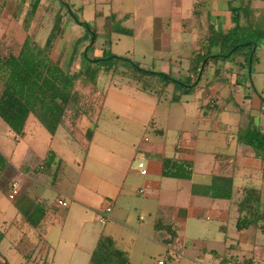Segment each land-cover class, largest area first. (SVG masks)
Returning <instances> with one entry per match:
<instances>
[{
  "label": "rangeland",
  "instance_id": "rangeland-1",
  "mask_svg": "<svg viewBox=\"0 0 264 264\" xmlns=\"http://www.w3.org/2000/svg\"><path fill=\"white\" fill-rule=\"evenodd\" d=\"M4 1L6 2V4L4 3ZM50 1L51 0H41V4L36 14L33 16L32 21L28 22L27 19L30 12L29 6L24 8L21 7L20 9L19 0H0V36L6 38L12 35L14 37L15 43H17V41H22L21 39L23 37L25 38V36L28 35L32 41L34 40L36 43L42 46L52 26L53 14H55L58 10L53 9L49 12L45 11ZM61 1L68 4L72 14L78 21L87 23L90 27V30L94 29V33L96 34V36H98V41L96 44L97 48L95 49L96 55L99 54L102 49H104L105 51H109V53L107 52V54H110L114 57L128 58L138 63V65L142 68L161 72L164 71L165 73L168 69H160L161 67L157 68V64H155V66L153 65L154 61H162L164 63L170 61L171 63L168 64H170L172 70L175 72L174 77H176V79H178V75H184L182 72H180L179 69L183 66L184 61L185 63L187 62L190 54L197 49L196 48L190 50V48L192 49V47L196 45V40H198L197 46L202 47L206 38H204V35L199 37L195 36V40L193 38L194 41L192 46V37H188L186 33H178L177 31H181V27L175 28L174 26L168 32L166 38L158 36L152 39L153 34H157V31L153 32L152 36H147L149 34H147L148 30L146 29H136V32H134L132 38L127 36L117 37L108 34L106 37H103V34H105L104 31H106L104 28L105 18L110 13L116 14L117 20L119 19L118 17L124 15L123 13H131L132 16L129 21L124 22L125 18L123 19L122 26L124 27H139L142 26V23H146L151 28H153L154 25H158L156 16L159 18L171 16L170 10L173 7H169L168 5L173 0H101L102 3H97L100 0ZM183 1L185 5L195 1L202 2L203 0ZM201 2L199 4H201ZM137 5L142 6L141 10L139 9V7L136 8ZM235 6H238V4L235 3ZM201 8L202 5H198V9ZM253 8H256V10L259 12L258 16L263 15L261 13L264 12V0H255ZM64 10L66 9L64 8ZM129 10L130 12H128ZM5 13H7V15L11 14L13 16V19L6 21L7 18L4 17ZM183 13L184 14L182 18H187L189 16V14H187L189 13L187 6L183 7ZM15 16H18L19 18L17 17L15 19ZM198 19L200 18H196V20ZM164 23V19H162L161 24ZM187 24L189 23L183 22L182 27H184V29L182 30L190 28L191 25ZM193 25L194 28L197 27V29L195 30H198L194 31V34H199V32H202V30H199L198 26H204L205 21L195 22V24ZM61 28L63 29V35L56 41V45L51 48L48 56L54 61H56L57 59L60 60V63H62L64 69L74 71L78 68V65H68L70 49L72 48L75 39L78 38L81 34H84L85 30L72 21V15L70 14L63 16ZM89 35H91V33H89ZM152 44H154V46ZM85 45L86 42L79 46L76 55H78V53H80L84 49ZM0 46L1 56H5L8 54L7 48H9V50L11 51H15L16 47H18V45L12 46L10 43V39L8 38L6 43L0 44ZM93 51L94 50L89 49L88 55L91 56V53ZM260 58H262V62L260 63L259 67H257V69L255 67L252 69V71L250 69V75L248 70H246V74L243 71V77H245V80H249L252 84V92L254 94L253 102L254 100L256 101V99H258L256 94L257 92L259 94L264 93V74L259 72L264 71V53L261 54ZM178 61L181 62V64H179ZM121 66L124 65L120 63L118 67ZM120 70H122V67ZM235 72H237L236 69ZM238 73H240V71H238ZM179 78L184 79V77ZM115 79L118 80L117 83L119 84L120 82L126 81L120 79L119 77H115ZM96 83L98 84V88H95L94 84H84L81 82H77L75 87L80 94V111L77 114V116H79L77 120L78 130L74 134V149L68 144L69 150H64L67 153V157L72 156V159L74 161H77V163H74L73 173L78 171L79 167L81 166L80 163H78L80 162L78 160L81 158V154L73 155L72 153H80L79 146H81L82 143L84 144L85 142L89 141L85 138L84 130L87 127H92L93 116L96 113V111H90L89 107L91 104L98 105L100 103L101 97L106 87L108 86V82L105 81L103 75H100L97 78ZM132 84H134V82ZM217 86L218 85H216L215 87ZM111 89L112 87L107 94L108 98L107 102H105L106 108L101 113V116L98 120L99 122L97 123V130H99V132L103 134V136L108 135L107 138L109 140H111L109 136H115L117 138V141L120 140L121 143L127 142V140H129V142H138L142 138L148 139V141L150 142L159 141V136L154 135L150 128L146 129L145 125L147 122H151L154 126H157L158 129L160 128L161 130H168V139H172L175 136V132H173L175 131V129L184 127V129L190 128L194 131L198 125H202L201 123H204L203 121L199 123L198 118L193 116L192 110V107L196 108L194 100L201 98L202 96L201 93H198L200 91H194L193 93L183 96L182 99L186 100V102L181 104L170 102L171 97L169 96L171 95L169 94L167 99H159L152 95L150 97L149 95L142 94L134 89H128L126 88V86L124 87V89L121 88L122 90L119 89L118 91ZM116 89H118V87H116ZM169 90L167 91L169 92ZM205 95L202 98V102L206 99ZM139 98L141 99L139 100ZM93 100L95 101V103ZM128 104L129 106H127ZM183 104L187 105L185 106ZM228 107L235 112L233 118H228L230 119V123L234 124L235 121L237 122L238 120H240L239 112L241 108L240 106L236 107L234 105H230ZM82 112H86V116H81ZM67 114V116H69V114L73 115L72 112H68ZM87 120L92 122V124L90 125ZM67 125L69 124L64 121V124H62L57 131V134L52 143V148H54L55 150L57 149V147L60 149L65 147V144L67 142V134L65 128L67 127ZM26 132V138L14 141V135L11 134V132L8 130L7 125L4 124L0 119V153L8 161L7 171L1 174L0 177V211L2 213V216H0V231L4 234V238L0 243V264H21L23 256L25 254L27 255L30 249L28 243L22 242L26 240L24 239V236L27 235V239L29 240L28 242L30 243V245H32L31 242H35L34 240H32V236L28 235L27 233L24 234L21 232V229L23 228L18 227L16 224L19 222V220H17V222L12 221L15 215V210L12 206L15 199L9 200L8 194L11 193V188H8L7 186L9 183L16 184L18 191H20L19 189H23L25 179H23L24 176L22 177V175H20V171L22 170V168L24 166L31 167V169L33 167H37L45 158L48 148L49 133L43 128L42 125L38 124L37 121L33 119H31V121L29 122ZM201 135L202 134L199 133V138L201 137ZM109 140L107 142H109ZM107 142L106 140L101 141V144L108 146V149H115L113 148L114 145H109L107 144ZM202 142L203 141L198 144V149H202L204 145L202 144ZM28 146L32 149L31 151L34 152V155H32L30 151L27 155ZM52 148L50 147V149ZM135 161L138 162L137 158ZM135 161L132 162L131 167H129L130 161H125L123 167L124 174H127L128 169H130L132 172L137 171V162ZM100 170L99 174L101 173ZM70 174L71 172L67 173L69 177ZM86 177H90V175H86ZM129 177H131V175H129ZM70 182L71 179H69L67 186H70ZM235 183H239V181L236 180ZM49 194V192L46 194L47 198L49 199L48 202L52 200L54 193L50 194L51 199L50 196H48ZM120 198V204H122L123 211L116 210V208L118 207V203L116 202V207L112 213H109V217L116 213L119 218H123L124 212H126L124 210L128 209L130 226L136 227L138 225V222H140L139 218H142L144 220L139 224L148 226L152 222L151 216H147L146 214L149 207L144 206L145 200H143L141 197H134V195L130 191V188H128V184L126 183L121 190ZM180 198H182L181 202L183 203V196H181ZM103 201L107 205L112 203L111 200L102 199V202ZM54 211L52 210L50 221L51 224H48L46 237V242L50 246V250L48 252L49 263L52 264L53 262V264H69L70 261V264H85L83 258L90 254L92 251L91 243L87 244L85 238L92 233L101 231L103 227H101L100 224L96 221L94 214H92L90 210H84L71 201L69 202L68 209L58 207V209ZM235 226L236 220L232 217L227 222V234L229 235L230 239L227 240V243L224 247H218L217 245L210 244L209 242V240L211 239H218L219 235H221L214 229L215 224L212 225L206 222L203 223L192 221L188 225V235H191V237L200 238L198 239V241L200 242L198 243L199 246L196 245V247L198 246L202 250H210L213 248V246L216 247L215 251H218L216 252V254L219 255L218 257L216 256L218 260L215 259L216 257L211 254H207L205 256V259L197 256L198 251L195 247V249L190 248L187 249L186 252H184V255L186 257L177 254V260H179L178 264H212L214 261V264H243L247 261L252 262V264H264V245L262 246V244H258V246H255V240L254 242H252L250 238L243 239V244L239 243L238 241H240L242 237L240 236V233L238 234V231H236ZM247 232L249 234H253L254 236L256 234L254 229H249V231ZM202 233H204L205 236L207 234V237L209 239L207 243H203L206 242L204 241V239L206 238L202 237ZM257 236H260L258 232ZM142 245L145 251H149V253H151L153 258L144 260L140 252V261H138L137 259H133L132 264H153L154 259L158 260L163 258L164 251L159 245L149 246V249L145 248L144 243H142ZM12 254L14 255V259L11 258ZM29 260L30 259L26 261L27 264H34L35 259H33V261Z\"/></svg>",
  "mask_w": 264,
  "mask_h": 264
},
{
  "label": "crops",
  "instance_id": "crops-1",
  "mask_svg": "<svg viewBox=\"0 0 264 264\" xmlns=\"http://www.w3.org/2000/svg\"><path fill=\"white\" fill-rule=\"evenodd\" d=\"M200 2L201 1H195L184 5L183 0H173L168 5L169 7H173L170 10L171 16H165V18H159L156 16L158 25H154L153 28H151L146 23H142V26L139 27L133 26L132 28H126L131 29L133 34L136 32V29H146L148 30L147 34H149L147 36H152L153 32L157 31V34H153L152 39H154L158 36L166 38L168 32L173 26L175 28L181 27V31L177 32H180L181 34L186 33L188 37H192V46L195 36L199 37L205 35L210 25L214 27L215 30L217 28L221 29L223 33L230 30L231 21L230 12L228 10V0H203L200 4L202 5V8L196 9V6ZM4 3L6 4L5 1ZM97 3L102 2L100 0ZM235 3L238 4L237 1ZM184 6L188 7L189 13L187 14H189V16L187 18H182L184 14ZM137 7H139L141 10L142 6L137 5L136 8ZM128 12H130V10ZM195 12H197V14ZM123 14L124 15L118 18L122 19L125 16L126 20L124 22H127L129 19H131V13ZM4 17L7 19L13 18L11 14L7 15V13L4 14ZM196 18L200 19L196 20ZM162 19H164V24H161ZM199 21H205V25L201 26L202 28L198 26L199 30H202V32H199V34H194V31L198 30H195L197 27L194 28L193 24ZM183 22H188L189 24L187 25H191L190 28L182 30L184 29V27H182ZM197 42L198 40H196L195 46H191L192 49L190 48V50L199 48L197 46ZM152 45L154 46V44ZM261 52V54L264 53V51ZM155 62L156 61H154L153 64L154 66L157 64V68H167L168 70L166 73H169L174 77L175 72L172 70L170 64H168L171 63L170 61L167 63L162 61ZM261 62L262 58H260V60H258V62L251 67V71L254 67L257 69ZM179 64H181V62H179ZM227 67H229V65H227ZM184 69H187V62L185 63V61L183 62V66L179 69L184 75H178L177 77H184L186 75V70ZM236 71L237 72L235 73L237 74V77L231 78L232 80L230 79L231 82L229 85L216 83L210 88V90H208L207 93H203L201 98L194 100L196 108L192 107L193 116L198 118L199 123L202 121L204 122L201 123L202 125H198L194 131L190 128L184 129V127H181L173 131L175 132V136L172 139H168V130H161V133L159 134V141L145 142V138H142L138 142H129V140H127V142L121 143L119 139V141H117L115 136H109L111 140L107 138L108 135L103 136V134L97 130L98 124H96L97 127L94 130L91 141L85 142L84 144L82 143L81 146H79L80 153H72L73 155L81 154V158L78 160L80 161L78 163H80L81 166L79 167L78 171L74 173V163H77V161H74L72 156L67 157V153L64 150H69L68 144L74 149V134L78 130L77 121L75 128L71 127L70 125H67L65 128L68 143L66 142L65 147L62 149L57 147L55 150L52 148L54 138L61 126L58 127L53 136L48 134V148L45 158L50 152L54 155L55 162H59L57 174L53 177L52 172L51 174L40 172V169L38 168L44 162L45 158L41 164H39L37 167H33L32 169L31 167L24 166L20 171V175H22V177L24 176L23 179H25V183L23 185V189H19L20 191H18V196H26L28 199L34 201L37 204L39 203L44 208L45 215L43 221L41 222V234L45 240L47 237L48 224H51L50 221L52 210L54 211L57 210L58 207H61L57 204L58 200L66 201V209H68L69 202L71 201L84 210H90L98 222V216L107 206L111 208L112 213L116 207V204L118 203L116 210L123 211L122 204H120V197L121 190L126 183L128 184V188H130V191L134 197H141L143 200H145L144 206L149 207L146 214L147 216H151L152 222L148 226L139 224L140 222L144 221L142 218H139L140 222H138L136 227H133L130 226L129 223L128 209L124 210L126 212H124L123 218H119V216L114 213L108 217L104 224L98 222L100 226L103 227L101 231L92 233L85 238L87 244L91 243L92 251L98 238L104 235L112 238L116 244V247L126 253L130 264H132L133 259L140 261V252L144 260L153 258L149 251H145L142 243H144L145 248L147 249H149V246L159 245L164 251L163 256L166 252H168V254L172 257V264H178L179 260H177V254L186 257L184 252L190 248L195 249L196 245L200 243L198 241L200 238L191 237V235H188L187 233L188 225L192 221L203 223L206 222L212 225L215 224L214 229L221 235H219L218 239L214 238L209 240L207 234L205 236L204 233H202V237L206 238L204 239L206 242L203 243H207L209 240L210 244H215L218 247H224L227 243V240L230 239L229 235L227 234V222L232 217L236 220L238 216L237 203L242 197L243 188H254L260 194L261 204L259 209L260 211H264V179L261 175L260 161L254 157V153L249 147L237 144L235 141L231 140L238 127L243 128L249 122H254L255 124L264 127V102H262V100H264V93L259 94L257 92L256 94L258 99H256V101L254 100L253 102L254 94L252 92L253 90L251 82L249 80H245V77H243V71H240V73H238L239 70ZM259 72L264 74V71ZM236 83L239 85H235ZM216 85L218 86L215 87ZM126 88L132 89L129 87ZM122 89H124V87H122ZM111 90L118 91L119 89L112 87ZM167 90H169V92L167 91L168 94L172 93V91L174 92V88L171 85L167 87ZM109 91L110 89L108 90L107 94ZM142 94L149 95L151 97V94ZM215 94H218L224 98L231 97L233 100L228 103L222 112L220 111L221 113L217 115H209L206 113L204 106ZM204 95L206 99L202 102ZM107 96L105 102H107ZM140 99L141 98H139V100ZM184 102H186V100L181 98L179 103L182 104ZM183 105L186 106L187 104ZM230 105H234L236 107L240 106L241 108L239 112L240 120L237 122L235 121L234 124L230 123V119H228L233 118L235 113L234 110H231L228 107ZM127 106H129V104ZM105 108L106 107L104 103L103 110ZM31 119L37 121L32 115H29L23 128L22 137L14 136V141L22 140L27 137L26 130ZM98 120L97 123L99 122ZM87 121L90 123V125L92 124V122L89 120ZM37 123L40 124L38 121ZM148 123L149 122L146 123L145 127ZM87 129L88 127L84 130V132ZM199 133L202 134L200 138ZM98 140H106V142L109 140L107 144L114 145L113 148L115 149H108V146L101 144V141ZM201 141H203L202 144L204 145L202 149H198V144ZM50 147L52 149H50ZM27 149V155L29 151L32 155H34V152L31 151L32 149L29 146ZM1 156L4 159L3 161L5 166L0 173V177L1 174L7 171L8 168L7 159H5L2 154ZM136 158L138 161H143L145 163L147 167V174L145 176H141L138 173L137 168V171L134 172L128 169L127 174H124L123 167L125 161H130L131 163L129 162V167H131L132 162H134ZM163 159L189 163L191 167V174L189 175V178L182 180L163 177ZM55 168L56 166L53 165L52 171ZM99 170L101 172L100 174ZM68 172H71L70 177L67 175ZM86 175H90L91 178L86 177ZM129 175H131V177H129ZM214 177L232 179L233 195L231 200L204 197L200 195V190L198 194V187L209 186L212 182V178ZM69 179H71L70 186H67ZM236 180H238L239 183H235ZM11 185L12 184L9 183L7 185L8 188H11ZM194 187L195 190H193ZM228 189L229 188L227 187L226 191H228ZM222 190V193H225L224 184H222ZM48 192L50 194L54 193L52 200L50 201L51 203L48 202L49 199L46 195ZM50 194L48 196H50L51 199ZM181 196L184 198L183 203L181 202ZM102 199L111 200L112 203L107 205L104 203V201L102 202ZM13 208L15 210V215L12 221H17L19 219L16 216L17 210L14 206ZM0 216H2L1 211ZM157 220H161L164 224H170L175 230L176 239L172 245H164L163 241L168 238V235L165 231L154 230L153 225ZM262 225L264 226V223H262ZM247 231L249 230L238 232V234L240 233V236L242 237L241 240L238 241L239 243H242L243 239L245 238H250L252 242L255 240V246H258V244H262V246L264 245V237L261 235L259 230H255V236L253 234H249ZM257 232L260 236H257ZM198 246L196 247L198 251L197 256L202 257L203 259L206 258L205 256L207 254H211L214 257L219 256L216 254L218 251H215L216 247L214 246L210 250H202ZM91 253L83 258L85 264H90L89 258ZM217 257L215 259L218 260ZM11 258L14 259L13 254L11 255ZM155 261L156 260L154 259L153 264H157ZM214 262L212 264H214Z\"/></svg>",
  "mask_w": 264,
  "mask_h": 264
},
{
  "label": "trees",
  "instance_id": "trees-1",
  "mask_svg": "<svg viewBox=\"0 0 264 264\" xmlns=\"http://www.w3.org/2000/svg\"><path fill=\"white\" fill-rule=\"evenodd\" d=\"M236 1L238 6L234 5ZM19 4L20 9L29 6L30 12L27 21L30 22L36 14L41 0H19ZM198 5L196 9H198ZM53 9L58 10L53 14L52 26L42 46L34 40L32 41L28 35L17 43H15L12 35L6 38L0 36V44H5L8 38L12 46L18 45L15 51L7 48L8 54L5 56H1L0 52V119L8 126L14 136L22 137L23 128L29 115H32L50 136L55 134L58 127L64 124V121L75 128V122L79 117L77 114L80 111V94L75 88L77 82L94 84V87L98 88L96 80L100 75H103L105 81L108 82L100 103L98 101V105L91 104L89 107L90 111L97 112L95 113L96 116L94 114L92 127L85 131V138L90 142L97 127V120L103 111L107 92L111 87L121 89L126 86L142 93L151 94L159 99H167V87L173 85L174 92L169 94L171 95L169 96L171 97L170 102L179 103L183 96L194 91H200L203 95L216 83L229 85L231 78L237 77L235 69L244 72L248 70L250 74L251 67L260 59L261 51H264V12L261 13L263 15L258 16L259 12L253 8V0H228L230 30L223 33L221 29L215 30L210 25L204 35V38L206 37L204 45L194 50L187 60L184 79L179 77L176 79L169 73L142 68L138 63L128 58H117L107 54L109 51L104 49L96 55L98 36L94 33V29L90 30L87 23L78 21L68 4L61 0H51L45 11L49 12ZM195 13L197 14V12ZM67 14L72 15V21L85 30L84 34L75 39L70 49L68 65H78L74 71L64 69L60 60L54 61L48 56L51 48L63 35L61 24L63 16ZM17 17L15 16V19ZM116 17V14L110 13L105 18L104 28L106 31H104L103 37L108 34L132 38L133 31L122 26L125 16L118 20ZM12 19L9 18L6 21ZM85 42L84 49L76 55L79 46ZM89 49L94 50L91 56L88 55ZM120 63L125 66H121L122 70H120L121 67H118ZM115 77L127 82H120L119 84ZM133 82L134 84H132ZM235 85L239 84L236 83ZM232 100L231 97L224 98L215 94L205 105L206 113L217 115ZM68 112H72L73 115L67 116ZM86 114V112H82L81 116H86ZM148 128L152 130L154 135L159 136L161 133V129H157L151 122L147 124L146 129ZM144 140L148 141V139ZM231 140L249 147L253 151L254 157L260 161L261 175L264 179V127L249 122L243 128L238 127ZM3 160L0 154V173L5 166ZM53 165L56 168L52 171ZM58 166L59 162H55V157L50 152L38 169L41 173L51 174L52 172L54 177L58 172ZM162 167L163 177L185 180L191 174V167L187 162L163 159ZM222 184L225 185V193H222ZM232 186L231 178L214 177L209 186L198 187V194L200 190V195L204 197L231 200ZM227 187L229 188L228 191H226ZM14 199L13 206L17 210L16 216L19 218V222L16 224L23 228L21 229L22 233L32 236V240L35 241L31 242L32 245H30L27 235L24 236L26 240L22 242L28 243L30 253L28 252L27 255L23 256L21 264H27L28 259L32 261L35 259L34 264H49L50 246L41 234V222L45 215L44 208L26 196L17 195L12 200ZM260 204L261 196L254 188H243L242 197L237 203L236 231L259 230L264 237V226L262 225L264 223V211H260ZM14 222L17 221L14 220ZM153 228L155 231L167 233L168 238L163 241L164 245L170 246L174 243L176 233L170 224H164L161 220H157ZM3 238L4 234L0 231V243ZM155 262L157 264L159 262L172 264V257L166 252L161 260ZM89 263L130 264L126 253L116 247L112 238L104 235L98 238L90 255ZM243 264H252V262L247 261Z\"/></svg>",
  "mask_w": 264,
  "mask_h": 264
},
{
  "label": "built area",
  "instance_id": "built-area-1",
  "mask_svg": "<svg viewBox=\"0 0 264 264\" xmlns=\"http://www.w3.org/2000/svg\"><path fill=\"white\" fill-rule=\"evenodd\" d=\"M144 141L147 142V140H144ZM136 168L138 170V173L141 176H145L147 174V168H146L143 161H138L136 164ZM17 195H18L17 186H16V184H12L11 185V193L8 195V198H9V200H12ZM57 203L62 208L67 207V203L64 200H58ZM110 212H111V208L109 206L105 207L104 210L101 212V214L98 217V222L101 224H104L106 222V220L108 219V217H109L108 215ZM158 264H161V263L159 262Z\"/></svg>",
  "mask_w": 264,
  "mask_h": 264
}]
</instances>
